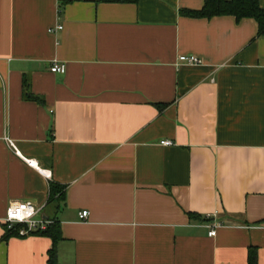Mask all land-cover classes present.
<instances>
[{
    "label": "crops",
    "instance_id": "crops-1",
    "mask_svg": "<svg viewBox=\"0 0 264 264\" xmlns=\"http://www.w3.org/2000/svg\"><path fill=\"white\" fill-rule=\"evenodd\" d=\"M203 6L0 0V264L53 246L5 238L14 202L59 222L60 264H264V37Z\"/></svg>",
    "mask_w": 264,
    "mask_h": 264
},
{
    "label": "trees",
    "instance_id": "trees-1",
    "mask_svg": "<svg viewBox=\"0 0 264 264\" xmlns=\"http://www.w3.org/2000/svg\"><path fill=\"white\" fill-rule=\"evenodd\" d=\"M107 3H137L139 0H101ZM181 14L190 18L212 19L215 17L232 16L238 22L244 19H253L258 23V37H264V9L260 6L259 0H204L201 10H182ZM25 97L27 99H38L29 90V84L25 80ZM164 105L160 106L163 108ZM66 187L57 183L50 184V200L64 199ZM18 230V228H17ZM32 235L50 238L53 246L48 253V264H60L58 260L57 245L62 240V233L59 222L52 220L46 230H39ZM18 236V232L13 230L7 232L6 237ZM249 264H257V249L249 250Z\"/></svg>",
    "mask_w": 264,
    "mask_h": 264
},
{
    "label": "built area",
    "instance_id": "built-area-1",
    "mask_svg": "<svg viewBox=\"0 0 264 264\" xmlns=\"http://www.w3.org/2000/svg\"><path fill=\"white\" fill-rule=\"evenodd\" d=\"M63 27L59 26L57 30H62ZM51 32H54V30H51ZM179 62L183 64L188 65H201L202 60L196 56H180ZM51 72L53 74H65L67 72L66 65L60 64L58 62H55L51 66ZM7 142L9 146L14 149L17 152V149L13 143V141L7 139ZM162 145L164 146H172L173 142L171 141H164L162 142ZM18 153V152H17ZM37 210L31 204L30 202L25 203H18L14 202L9 205L6 211V217H5V224L8 229V231L12 232L13 230H16L18 232V236L25 237L28 235H31L34 232H37L39 230H46L47 227L52 224V221L50 220H37ZM89 216L88 211H83L80 214V218L82 220L87 219ZM208 218H211L208 216ZM18 228V230H17ZM217 226L211 227V230L209 232L210 237H215Z\"/></svg>",
    "mask_w": 264,
    "mask_h": 264
}]
</instances>
